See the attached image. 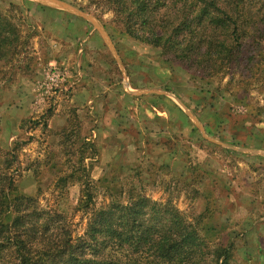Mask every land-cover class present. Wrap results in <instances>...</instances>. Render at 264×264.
Returning <instances> with one entry per match:
<instances>
[{
    "label": "rangeland",
    "instance_id": "1",
    "mask_svg": "<svg viewBox=\"0 0 264 264\" xmlns=\"http://www.w3.org/2000/svg\"><path fill=\"white\" fill-rule=\"evenodd\" d=\"M57 1L99 30L46 2L0 0L21 37L0 62V174L65 216L73 238L86 228L87 186L92 207L141 198L175 208L208 250L231 246L229 264H264L263 33L250 30L237 64L208 76L127 37L100 4ZM79 28L100 44L80 41L70 56Z\"/></svg>",
    "mask_w": 264,
    "mask_h": 264
},
{
    "label": "trees",
    "instance_id": "2",
    "mask_svg": "<svg viewBox=\"0 0 264 264\" xmlns=\"http://www.w3.org/2000/svg\"><path fill=\"white\" fill-rule=\"evenodd\" d=\"M89 1L112 11L127 37L196 61L208 76L237 64L238 40L250 30L264 39V0ZM20 38L0 12V62L16 55ZM92 198L83 187L77 211L88 220L73 238L65 216L21 194L13 174H0V264H229L231 246L208 250L199 229L175 208L141 198L95 208Z\"/></svg>",
    "mask_w": 264,
    "mask_h": 264
},
{
    "label": "crops",
    "instance_id": "3",
    "mask_svg": "<svg viewBox=\"0 0 264 264\" xmlns=\"http://www.w3.org/2000/svg\"><path fill=\"white\" fill-rule=\"evenodd\" d=\"M79 24H80V22L78 20H76L75 21V28L79 27ZM81 30H82V28L81 29L79 28L78 31L75 32V36L71 35L70 38H69V47H70V51H71V55L70 56H75V53L77 55H80V53L83 51L82 48H81L80 41H82V44H86L87 43L88 46L90 44H93V43H95V45L100 44L95 39L94 35H91L90 32L88 34L86 33L87 35H85V30H82V31ZM72 39H75V41H70ZM101 39H102V37H101ZM102 41H103V39H102ZM63 66H64V64H63ZM64 81L65 80H64V76H63L60 81L58 80L56 82H57V85H61L62 82H64Z\"/></svg>",
    "mask_w": 264,
    "mask_h": 264
},
{
    "label": "water",
    "instance_id": "4",
    "mask_svg": "<svg viewBox=\"0 0 264 264\" xmlns=\"http://www.w3.org/2000/svg\"><path fill=\"white\" fill-rule=\"evenodd\" d=\"M37 1H39V2H46V3H49V4L55 5L54 7H58V8H60V9H64V10H67V11L73 12V13H75L76 15H78V16H80V17L86 19L87 21H89V22H90L95 28H97V30H99V28H98L97 25L92 21V19H91L90 16L85 15V14H83V13H80L79 11L74 10L73 8L67 6V5L64 4V3H61V2H59V1H57V0H37ZM100 32H101V31H100ZM100 34H101L100 36L102 37L103 41H104L105 44L108 46L109 43H107V41H106V37L103 35L102 32H101ZM109 47H110V46H109Z\"/></svg>",
    "mask_w": 264,
    "mask_h": 264
},
{
    "label": "built area",
    "instance_id": "5",
    "mask_svg": "<svg viewBox=\"0 0 264 264\" xmlns=\"http://www.w3.org/2000/svg\"><path fill=\"white\" fill-rule=\"evenodd\" d=\"M51 80H53V81H57V76H55V75H51Z\"/></svg>",
    "mask_w": 264,
    "mask_h": 264
}]
</instances>
